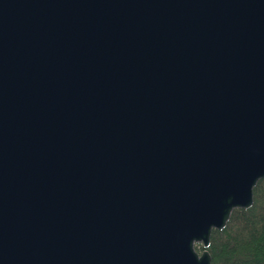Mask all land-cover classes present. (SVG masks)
<instances>
[{
	"label": "water",
	"instance_id": "water-1",
	"mask_svg": "<svg viewBox=\"0 0 264 264\" xmlns=\"http://www.w3.org/2000/svg\"><path fill=\"white\" fill-rule=\"evenodd\" d=\"M262 177L264 0H0V264H210Z\"/></svg>",
	"mask_w": 264,
	"mask_h": 264
},
{
	"label": "trees",
	"instance_id": "trees-1",
	"mask_svg": "<svg viewBox=\"0 0 264 264\" xmlns=\"http://www.w3.org/2000/svg\"><path fill=\"white\" fill-rule=\"evenodd\" d=\"M206 249L210 264H264V177L253 185L248 207L233 208L222 228L211 229Z\"/></svg>",
	"mask_w": 264,
	"mask_h": 264
}]
</instances>
